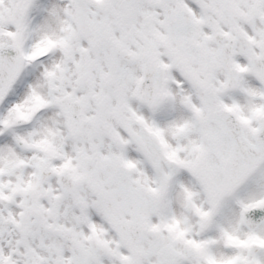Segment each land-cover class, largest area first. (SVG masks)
Returning <instances> with one entry per match:
<instances>
[{
    "label": "snow or ice",
    "instance_id": "1",
    "mask_svg": "<svg viewBox=\"0 0 264 264\" xmlns=\"http://www.w3.org/2000/svg\"><path fill=\"white\" fill-rule=\"evenodd\" d=\"M0 264H264V0H0Z\"/></svg>",
    "mask_w": 264,
    "mask_h": 264
}]
</instances>
